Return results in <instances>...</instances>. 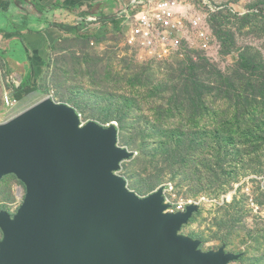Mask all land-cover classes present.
<instances>
[{"label": "rangeland", "instance_id": "rangeland-1", "mask_svg": "<svg viewBox=\"0 0 264 264\" xmlns=\"http://www.w3.org/2000/svg\"><path fill=\"white\" fill-rule=\"evenodd\" d=\"M180 1L203 16L206 37L190 30L167 59L131 49L122 27L62 34L22 88L0 54V125L50 100L74 110L80 128L114 126L116 147L132 154L116 172L129 192L194 202L178 238L222 252L225 264H264V0ZM25 193L15 174L3 177L0 214L13 219Z\"/></svg>", "mask_w": 264, "mask_h": 264}, {"label": "water", "instance_id": "water-1", "mask_svg": "<svg viewBox=\"0 0 264 264\" xmlns=\"http://www.w3.org/2000/svg\"><path fill=\"white\" fill-rule=\"evenodd\" d=\"M75 114L48 100L0 125V181L15 174L26 188L13 219L0 214V264H225L220 251L170 241L197 209L165 213L163 189L129 192L116 172L132 154L116 128L81 129Z\"/></svg>", "mask_w": 264, "mask_h": 264}, {"label": "crops", "instance_id": "crops-1", "mask_svg": "<svg viewBox=\"0 0 264 264\" xmlns=\"http://www.w3.org/2000/svg\"><path fill=\"white\" fill-rule=\"evenodd\" d=\"M126 5L124 0H0L1 58L23 79L28 71L32 79L43 69L52 40L72 35L66 26L81 28L86 35L93 29L120 31L116 17ZM89 18L98 23L89 24Z\"/></svg>", "mask_w": 264, "mask_h": 264}, {"label": "built area", "instance_id": "built-area-1", "mask_svg": "<svg viewBox=\"0 0 264 264\" xmlns=\"http://www.w3.org/2000/svg\"><path fill=\"white\" fill-rule=\"evenodd\" d=\"M200 6L210 14L215 12L205 1ZM116 18L121 27L127 30V45L152 59L161 60L177 55L181 46L189 43L193 35L190 30H199L195 35L198 39L206 37L203 16L194 5L180 0H131L130 4L118 12ZM86 22L96 24L98 19L89 18ZM14 102L7 97V106H13ZM168 187L164 192L173 189L172 186ZM188 204L181 202L169 205L165 213L184 212Z\"/></svg>", "mask_w": 264, "mask_h": 264}, {"label": "trees", "instance_id": "trees-1", "mask_svg": "<svg viewBox=\"0 0 264 264\" xmlns=\"http://www.w3.org/2000/svg\"><path fill=\"white\" fill-rule=\"evenodd\" d=\"M111 21L115 22V19H112ZM58 27L63 28L64 26L58 25ZM64 29H66V31L69 34H72V35H80V34H82L81 28H76V27H72V26H66ZM86 37L87 38H91V36H88V35ZM30 80H31V75H30V72L28 71L27 74H26V77L23 79L21 87L22 88H26L29 85Z\"/></svg>", "mask_w": 264, "mask_h": 264}, {"label": "bare ground", "instance_id": "bare-ground-1", "mask_svg": "<svg viewBox=\"0 0 264 264\" xmlns=\"http://www.w3.org/2000/svg\"><path fill=\"white\" fill-rule=\"evenodd\" d=\"M30 110H31V109H30ZM28 111H29V110H28ZM26 112H27V111H26ZM20 115H22V114H20ZM20 115H19V116H20ZM19 116H18V117H19ZM77 119H78V117H77ZM78 121H79V120H78ZM7 123H8V122H7ZM3 125H4V124H3ZM81 129H82V128H81ZM110 130H112V129H110ZM107 131H109V130H107ZM160 205L163 207V202H162V201L160 202ZM170 238H171L170 241L175 240V239H179V238L176 236V231H175L174 236H172V237H170ZM180 239H181V238H180ZM183 240H186V239H183ZM183 240H182V241H183Z\"/></svg>", "mask_w": 264, "mask_h": 264}]
</instances>
